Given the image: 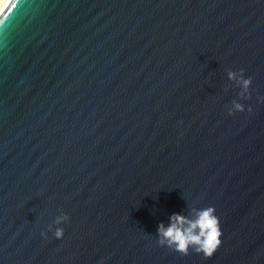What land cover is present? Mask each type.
Returning <instances> with one entry per match:
<instances>
[{
  "label": "water",
  "instance_id": "water-1",
  "mask_svg": "<svg viewBox=\"0 0 264 264\" xmlns=\"http://www.w3.org/2000/svg\"><path fill=\"white\" fill-rule=\"evenodd\" d=\"M209 206L211 259L159 245ZM0 264H264V0H8Z\"/></svg>",
  "mask_w": 264,
  "mask_h": 264
},
{
  "label": "clouds",
  "instance_id": "clouds-1",
  "mask_svg": "<svg viewBox=\"0 0 264 264\" xmlns=\"http://www.w3.org/2000/svg\"><path fill=\"white\" fill-rule=\"evenodd\" d=\"M229 79L236 80L237 74L229 72ZM239 86L242 88L241 96L248 92L252 85L251 78H244L243 70L238 80ZM250 110V109H249ZM235 111H245V106L239 102L233 103V110H229V114ZM195 218H189L182 214H173L170 217V224L165 226L160 224L158 228V243L160 246H166L181 255H189L194 251L202 254L206 259H211L219 248L222 246L224 235L222 230L221 219L217 215L215 207L209 206L202 209L193 210ZM67 215L57 217L56 223L60 224L68 220ZM64 236V230L57 228L55 237L60 239Z\"/></svg>",
  "mask_w": 264,
  "mask_h": 264
},
{
  "label": "bare ground",
  "instance_id": "bare-ground-1",
  "mask_svg": "<svg viewBox=\"0 0 264 264\" xmlns=\"http://www.w3.org/2000/svg\"><path fill=\"white\" fill-rule=\"evenodd\" d=\"M7 2L8 0H0V11L3 9Z\"/></svg>",
  "mask_w": 264,
  "mask_h": 264
}]
</instances>
